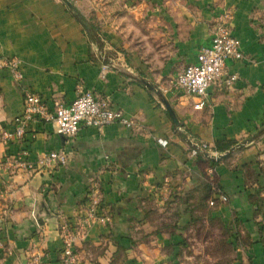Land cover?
<instances>
[{
  "label": "crops",
  "instance_id": "1",
  "mask_svg": "<svg viewBox=\"0 0 264 264\" xmlns=\"http://www.w3.org/2000/svg\"><path fill=\"white\" fill-rule=\"evenodd\" d=\"M71 1L99 26L101 53L63 0H0V57H18L23 75L18 82L0 70V132L12 130L25 91L52 109L81 88L109 97L136 126L83 125L67 139L37 121L22 139L0 143V264H59V228L80 217L95 181L110 221L76 242L75 264H197L184 231L198 217L229 233L231 258L218 264H264V0H137L129 11L150 33V56L121 35L128 13L114 0H85L89 10ZM225 12L245 59L226 61L238 79L210 87L209 103L195 110L175 80ZM187 137L208 143L219 160L191 156ZM62 149L68 163L50 170L6 165L22 151V161L35 162ZM212 181L226 202L209 192Z\"/></svg>",
  "mask_w": 264,
  "mask_h": 264
},
{
  "label": "built area",
  "instance_id": "2",
  "mask_svg": "<svg viewBox=\"0 0 264 264\" xmlns=\"http://www.w3.org/2000/svg\"><path fill=\"white\" fill-rule=\"evenodd\" d=\"M245 59L241 49L240 40L233 35L231 15L223 13L212 28V36L209 45L201 46L197 52L196 62L184 67L175 80V85L184 95L194 98L193 108L203 109L209 103V89L212 86L231 88L238 75L226 71V61H240ZM106 68V65L103 66ZM6 70L16 81L23 78L21 63L18 57H0V70ZM47 122L54 125L58 134L72 139L81 126L101 128L109 123H118L124 127L136 126L133 117L124 115L121 109L113 107L112 101L107 96L97 94L89 89L81 88L78 95L65 105L60 101H54L52 109L37 93L25 91L23 96L22 111L12 119V130L0 132V143H7L12 139L20 140L33 122ZM190 155L196 157L204 153L213 161L218 159L216 153L209 152L210 146L204 141L187 137ZM25 151L16 157L6 159V165L17 164L29 170H50L68 163L67 152L52 150L43 154L35 162L22 161ZM2 162H0V165ZM211 177L214 174V166L207 168ZM211 186L217 199L226 202L227 196L220 188L211 182ZM210 205L214 201L209 202ZM110 221L108 213L103 211L101 204L100 185L95 181L88 192L86 207L83 215L71 225L66 223L60 226L59 235L62 240L61 260L59 264H75L78 256L74 250L75 242L86 234L92 224H107ZM3 249L0 240V254Z\"/></svg>",
  "mask_w": 264,
  "mask_h": 264
},
{
  "label": "rangeland",
  "instance_id": "3",
  "mask_svg": "<svg viewBox=\"0 0 264 264\" xmlns=\"http://www.w3.org/2000/svg\"><path fill=\"white\" fill-rule=\"evenodd\" d=\"M69 1L74 6L75 12L79 16V18L81 20L86 21L91 26V28H89L88 30L89 31L93 30L96 33V35L100 37L101 32L99 31V26H96L95 23L93 24V22H92L93 18L92 17L89 18V20L91 21V24H90L89 21H87L85 19V17L82 14H80L79 10L74 5V2L71 0H69ZM112 1L113 0H111V2ZM81 2L86 4V9H88L87 8L88 6H91V5H87V2L85 0H82ZM113 2L116 4V6L120 7L119 11H125L128 13V16L126 18L127 19L126 23H128L127 30H129V31H125V34L121 33V35L124 38H126L127 42L134 44V46L136 45L135 43L141 44L143 47L142 48L140 46L141 49L146 51L147 56H150L151 49H152V41H151V37L149 36L150 33L149 32L144 33L143 29L145 30V28H144L145 26H143V24H140L141 22L138 23V21L135 20L136 19L134 17L135 14L133 12H131L132 9L129 11V9L132 8V6L137 5V3L139 1H137V0H135V1H133V0H114ZM84 7H85V5H84ZM101 43H102V41H101ZM136 47H138V46H136ZM136 47H133V48H136ZM127 49H129V48H127ZM127 49H126V51H128ZM97 52L101 53V51L98 49H97ZM152 60H153V58H148L147 59V61H148L147 65L151 64ZM178 130L180 132H183V135L187 134V132L182 128H180ZM259 164H260L259 165V171L264 174V167L261 165V163H259ZM259 174L260 173L258 172V176H259ZM85 207H86V203H85ZM84 211L81 213V215H83ZM215 224L213 221L204 219V217H198L194 221H192V223L188 227L185 228L184 232L187 234L186 239H188L187 241L185 240L186 244H188V247L191 246V252L198 250V252L196 254L197 257H195L197 264H216L215 262H217L218 260L222 261L224 263V262H227L228 259L231 258L230 251H228V247H229L227 244L228 242L225 239L226 235L229 233H227L228 231H225L224 229H223L224 231L219 230L216 227L217 224L216 225ZM93 225H95V224H92L91 226H93ZM89 228H88V230H89ZM76 242H75V244H76ZM62 246H63V244H62ZM188 251L189 250L186 247V252H188ZM206 252L210 253L211 255L206 254ZM213 252H215V253H213ZM218 263L219 262H217V264Z\"/></svg>",
  "mask_w": 264,
  "mask_h": 264
},
{
  "label": "trees",
  "instance_id": "4",
  "mask_svg": "<svg viewBox=\"0 0 264 264\" xmlns=\"http://www.w3.org/2000/svg\"><path fill=\"white\" fill-rule=\"evenodd\" d=\"M89 39L92 43H94L97 47L98 50L102 51V43H101V39L99 36L96 35V33L94 31H92L89 35ZM234 144V143H233ZM206 155L204 153H199L197 155V157H200V158H205L206 160H210L209 157H205ZM212 160V159H211ZM219 159L215 160L214 162H217ZM219 187V186H218ZM207 188L209 189V192H212V194L214 193L215 195V192L213 190H210V186L207 185ZM208 193L206 194V198L208 197ZM215 199V198H214ZM216 200V199H215Z\"/></svg>",
  "mask_w": 264,
  "mask_h": 264
},
{
  "label": "water",
  "instance_id": "5",
  "mask_svg": "<svg viewBox=\"0 0 264 264\" xmlns=\"http://www.w3.org/2000/svg\"><path fill=\"white\" fill-rule=\"evenodd\" d=\"M63 1L66 3V5L69 8H71L73 11H75L74 6L71 4V2L69 0H63ZM82 24H83V26L85 27L86 30L89 29V24L86 21L82 20ZM163 103H164V105H165V107H166V109L168 111V114L170 115L172 121L174 122V124L180 126L179 121H178L177 117L175 116L173 109L168 104V102L166 100H163Z\"/></svg>",
  "mask_w": 264,
  "mask_h": 264
}]
</instances>
